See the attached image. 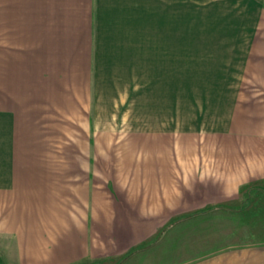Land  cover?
Returning <instances> with one entry per match:
<instances>
[{"label":"crops","instance_id":"0c3cea01","mask_svg":"<svg viewBox=\"0 0 264 264\" xmlns=\"http://www.w3.org/2000/svg\"><path fill=\"white\" fill-rule=\"evenodd\" d=\"M202 1L0 0V264H264V0Z\"/></svg>","mask_w":264,"mask_h":264},{"label":"rangeland","instance_id":"374dc122","mask_svg":"<svg viewBox=\"0 0 264 264\" xmlns=\"http://www.w3.org/2000/svg\"><path fill=\"white\" fill-rule=\"evenodd\" d=\"M209 20L203 14V1L202 0H181L180 8V23H181V38L187 35L188 26L202 30L203 25L208 23ZM261 230L264 226L260 227Z\"/></svg>","mask_w":264,"mask_h":264},{"label":"trees","instance_id":"16d2710c","mask_svg":"<svg viewBox=\"0 0 264 264\" xmlns=\"http://www.w3.org/2000/svg\"><path fill=\"white\" fill-rule=\"evenodd\" d=\"M130 254H128L126 257H128ZM120 264H122V262L120 263Z\"/></svg>","mask_w":264,"mask_h":264}]
</instances>
